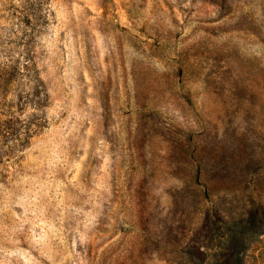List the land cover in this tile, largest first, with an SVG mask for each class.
Listing matches in <instances>:
<instances>
[{"label":"rangeland","instance_id":"1","mask_svg":"<svg viewBox=\"0 0 264 264\" xmlns=\"http://www.w3.org/2000/svg\"><path fill=\"white\" fill-rule=\"evenodd\" d=\"M0 264H264V0H0Z\"/></svg>","mask_w":264,"mask_h":264}]
</instances>
